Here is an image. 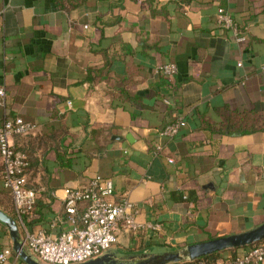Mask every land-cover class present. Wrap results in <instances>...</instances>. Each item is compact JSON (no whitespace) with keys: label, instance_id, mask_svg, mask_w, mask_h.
<instances>
[{"label":"crops","instance_id":"1","mask_svg":"<svg viewBox=\"0 0 264 264\" xmlns=\"http://www.w3.org/2000/svg\"><path fill=\"white\" fill-rule=\"evenodd\" d=\"M69 4L0 0V122L19 116L34 124L31 133L11 137L15 148L64 126L62 148L72 157L70 167L60 168L52 148L40 156L30 179L39 192L34 212L22 223L14 210L21 236L24 229L54 236L67 228L63 188L97 174L112 180L115 199L136 205L138 222L159 224L120 231L108 250L117 257L178 250L264 221V132L214 134L197 116L219 120L215 108L221 105L264 106V0ZM220 7L245 41L217 26ZM106 59H113L106 75L85 82L87 69ZM166 63L177 72L160 74L157 68ZM120 89L139 96L143 107L112 104V91ZM180 117L185 123L175 136H158L157 129ZM97 148L100 154L90 159ZM1 170L0 157L3 190ZM3 247L12 249V242L0 223ZM8 261L26 264L13 250Z\"/></svg>","mask_w":264,"mask_h":264},{"label":"built area","instance_id":"2","mask_svg":"<svg viewBox=\"0 0 264 264\" xmlns=\"http://www.w3.org/2000/svg\"><path fill=\"white\" fill-rule=\"evenodd\" d=\"M217 26L233 32L237 41H245L247 35L224 8L217 10ZM241 65V62L237 63ZM157 71L163 76L177 72L173 63L160 65ZM5 91L0 88V98ZM70 104V101H68ZM177 118L157 129L159 137H173L184 125ZM34 124L15 116L0 122L1 178L5 189L13 197V205L19 221L32 215L39 192L27 187L25 169L28 165L25 153L16 150L10 140L13 135H27ZM160 149L159 145H156ZM171 161V160H169ZM264 178V168L260 173ZM63 212L69 226L54 236L44 231L24 229V246L42 264H76L107 252L118 241L120 231L136 232L142 227L158 229L159 224H141L136 219L137 208L128 198H114V186L109 177L95 175L85 184L63 188ZM11 247L0 248V264H9ZM193 264H264V240L246 247L235 256L218 257L211 261L197 259Z\"/></svg>","mask_w":264,"mask_h":264},{"label":"trees","instance_id":"3","mask_svg":"<svg viewBox=\"0 0 264 264\" xmlns=\"http://www.w3.org/2000/svg\"><path fill=\"white\" fill-rule=\"evenodd\" d=\"M63 1H73L74 4H69V7H75L84 3L85 0ZM112 61L113 59H106L105 63L101 66L89 67L84 81L91 84L106 75V71L110 67ZM111 94L113 96L112 104L117 102V104H114L116 106L124 107V109L129 111L138 110L143 107L142 99L131 92L120 89L112 91ZM126 102H128V104ZM215 111L219 120H213L207 116L205 112L197 111V116L199 117L203 129H207L214 134H250L264 132V106L260 109L254 110H237L232 109L228 105H221L217 106ZM52 117L60 118L61 116L53 115ZM52 131L53 132L49 134L35 136L34 144L32 146L27 145L16 148V150L25 153L27 156L28 165L25 169V174L27 175L28 188L35 189L30 185V179L35 174L39 164L42 163V158H40V156L46 154L47 147L54 150L55 158L57 159L60 168L70 167L72 164V157L67 152V149L62 148V141L68 135V129L64 126H60L56 130L53 128ZM48 142L53 144H48ZM40 149L42 151H39ZM100 152V148L95 149L94 154H90L89 158H93L100 154ZM0 208L6 213L14 216L13 197L11 192L5 188L0 190ZM238 250L239 249H233L226 252L231 253V256H235L237 255ZM223 253L224 252L207 255L199 260L211 261ZM195 261L189 263H194Z\"/></svg>","mask_w":264,"mask_h":264},{"label":"water","instance_id":"4","mask_svg":"<svg viewBox=\"0 0 264 264\" xmlns=\"http://www.w3.org/2000/svg\"><path fill=\"white\" fill-rule=\"evenodd\" d=\"M0 223L7 228L13 252L23 262L26 264H42L25 248L15 218L2 209H0ZM263 240L264 221L248 230L191 243L178 250L161 253H142L137 256L130 254L127 257H117L114 253L107 251L76 264H176L193 262L207 255L245 248Z\"/></svg>","mask_w":264,"mask_h":264},{"label":"rangeland","instance_id":"5","mask_svg":"<svg viewBox=\"0 0 264 264\" xmlns=\"http://www.w3.org/2000/svg\"><path fill=\"white\" fill-rule=\"evenodd\" d=\"M132 255H135V256H137L138 254H132Z\"/></svg>","mask_w":264,"mask_h":264}]
</instances>
